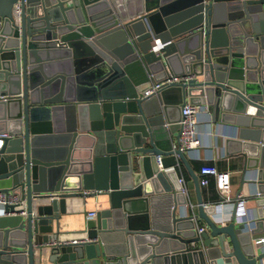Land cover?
Instances as JSON below:
<instances>
[{
	"label": "water",
	"instance_id": "1",
	"mask_svg": "<svg viewBox=\"0 0 264 264\" xmlns=\"http://www.w3.org/2000/svg\"><path fill=\"white\" fill-rule=\"evenodd\" d=\"M14 1L0 0V190L18 199L0 213V264H261L264 0ZM186 101L230 126L251 227L203 205L177 142ZM179 162L197 212L181 209ZM98 194L108 204L62 233L59 214Z\"/></svg>",
	"mask_w": 264,
	"mask_h": 264
},
{
	"label": "crops",
	"instance_id": "2",
	"mask_svg": "<svg viewBox=\"0 0 264 264\" xmlns=\"http://www.w3.org/2000/svg\"><path fill=\"white\" fill-rule=\"evenodd\" d=\"M164 80V79H163ZM208 107V106H207ZM210 110V107H208ZM208 115L204 112L199 113L197 130L202 144L195 150L191 151V153L187 154V160L189 165L193 171L199 175V168L204 163H212L215 164L216 167L220 170H229V193L234 196L236 194V189L238 187L239 176L237 169L240 168L242 163V158L240 156H235L228 151H234L236 149V144L234 142L230 143V145L225 149L222 144V137H224L227 133L230 132L229 125H222L219 123H209ZM7 127V121L0 120V128ZM63 138H50L47 140H43L41 143L47 144L48 146L60 145L63 143ZM85 144L91 141L90 137H86L84 139ZM77 155V153H75ZM176 169L177 174H181L186 181L187 193L179 194L181 200H183L186 196V204L183 205L181 209L187 213H193L196 211L195 201L196 194L194 190V184L192 177L190 176L187 168L183 163H177L173 166ZM197 175V176H198ZM199 177V176H198ZM200 185V184H199ZM252 190L247 189V192L244 193V204L247 208H249L254 213V208L256 207V197L252 196ZM171 196V192L165 191L163 192ZM200 194L204 202L207 203H216L220 200V193L215 187V177L210 175L209 182L207 185H200ZM72 205H83L82 210L71 209L69 212L60 213L59 217V229L62 233L76 231L77 229L84 227V221L86 217V213L88 210H97V208L105 207L108 204V198L106 195L98 194V195H88L86 200L81 202H72ZM229 206H223L221 208L222 212L228 211ZM198 225H201L202 222L198 221ZM118 236V235H117ZM109 237V247L113 250L121 249L113 243L112 236L107 235Z\"/></svg>",
	"mask_w": 264,
	"mask_h": 264
},
{
	"label": "built area",
	"instance_id": "3",
	"mask_svg": "<svg viewBox=\"0 0 264 264\" xmlns=\"http://www.w3.org/2000/svg\"><path fill=\"white\" fill-rule=\"evenodd\" d=\"M13 7L16 8V11L19 12V0L13 2ZM161 44L159 42H155L153 44L152 50L154 52H159ZM184 80H187L189 76L184 75L182 76ZM172 79L166 78L160 82H155L154 85L150 86L148 89L145 90V95H149L154 93L162 83H169ZM180 109V116L177 120L179 125V135H178V143L179 148L186 152L187 154L191 153V151L197 149L201 144V140L197 130V123L199 113L204 112L208 115V107L205 105L189 103L186 101L183 103ZM6 132H0V144L2 142L1 137L6 136ZM156 161L159 163V166L162 167L160 161V155L156 156ZM229 170H220L216 167L215 164L212 163H204L199 168V177L198 182L200 185H207L209 182L210 175L215 177V187L219 191L221 197L220 200L217 201L215 204L218 205L220 208L223 206H229L228 211L220 212L219 216L220 219L223 220L224 218L228 217L231 213V208L233 211V217L236 222L243 224L246 228L251 227L254 213L245 206L244 204V193L237 192L234 196L229 193ZM177 181L180 183V190L183 193H187V186L185 178L181 174H177ZM251 193L257 194L254 190ZM17 195L13 192H4L0 190V213L3 212V204L6 202L17 201ZM207 202H203V205H207ZM86 217L94 215V210H88L86 213ZM201 225H197L196 229L200 230ZM264 240L263 236H260L258 239H255V242ZM264 264V261L261 262Z\"/></svg>",
	"mask_w": 264,
	"mask_h": 264
}]
</instances>
